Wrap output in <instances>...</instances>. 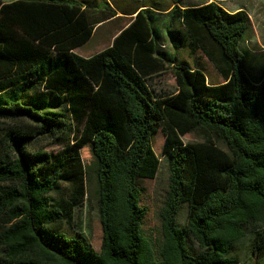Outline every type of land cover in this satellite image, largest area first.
<instances>
[{
    "label": "trees",
    "instance_id": "1",
    "mask_svg": "<svg viewBox=\"0 0 264 264\" xmlns=\"http://www.w3.org/2000/svg\"><path fill=\"white\" fill-rule=\"evenodd\" d=\"M107 11L85 0H0V264H239L264 250V73L252 80L248 14L214 2ZM135 15L106 49L95 26ZM200 52L209 83L181 56ZM171 72L175 93L150 81ZM161 132L160 155L153 138ZM197 132L210 136L186 141ZM56 143L57 151L41 148ZM91 155L99 250L65 225L85 201ZM165 171L155 231L143 182Z\"/></svg>",
    "mask_w": 264,
    "mask_h": 264
},
{
    "label": "rangeland",
    "instance_id": "2",
    "mask_svg": "<svg viewBox=\"0 0 264 264\" xmlns=\"http://www.w3.org/2000/svg\"><path fill=\"white\" fill-rule=\"evenodd\" d=\"M88 3H95L102 11H107L106 3L103 0H85ZM113 8L133 11L138 6L158 3L159 8L166 9L172 5L174 0H106ZM208 0H179L180 5L197 6L206 3ZM223 5L225 3H222ZM226 5L230 9L241 8L244 10L251 21V30L246 35L242 48L245 50V70L252 80H257L264 73V0H227ZM117 17L95 26L94 34L90 41L75 53L81 57H90L111 45L112 37L123 29L131 20L130 16L122 15L118 12ZM135 16V15H134ZM182 60L188 62L193 67L201 68L208 78L209 83H222L223 79L215 69L214 65L206 56L200 52L191 55H182ZM151 89L156 95L164 97L175 93L176 83L172 73L165 72L150 81ZM208 133L197 132L185 138L186 141H202L209 137ZM164 142V136L158 132L153 138L155 153L160 155ZM42 149L55 152L59 149L56 143L42 142ZM82 163L85 170L86 197L84 203L76 209L65 225L81 234L89 245L96 251L101 244L102 231L99 222L95 217L92 202L95 199V185L91 169V155L87 148L81 150ZM144 196L141 204L146 209L143 221V230L146 234L153 233L157 224L156 214L162 200L165 188V171L160 172L157 179L143 182ZM264 232V229L262 230ZM264 235V234H263ZM264 241V239H263ZM249 243L242 244L237 250L239 264H264V250L258 260L250 258Z\"/></svg>",
    "mask_w": 264,
    "mask_h": 264
},
{
    "label": "crops",
    "instance_id": "3",
    "mask_svg": "<svg viewBox=\"0 0 264 264\" xmlns=\"http://www.w3.org/2000/svg\"><path fill=\"white\" fill-rule=\"evenodd\" d=\"M208 2H214V3H216V4H218L220 7H222L225 11H227V12H229V13H233V12H236V11H238V10H240L241 8H236V9H230V8H228L227 7V5H226V2H227V0H208L206 3H208ZM222 3H225L224 5L222 4ZM155 5H158V3H154ZM204 4V3H203ZM202 5V4H201ZM178 6H181L182 8L183 7H186L185 5L183 6V5H180V4H178ZM197 6H200V5H197ZM189 7H193V6H189ZM118 15H120V14H118L117 13V15L115 16V17H117ZM122 15H124V14H122ZM125 16H130L131 17V20L134 18V15H125ZM130 20V21H131ZM100 25V24H99ZM128 25V24H127ZM126 25V26H127ZM125 26V27H126ZM124 27V28H125ZM123 28V29H124ZM122 30V29H121ZM119 33V31L115 34V35H117ZM114 35V36H115ZM114 36L112 37V39L114 38ZM112 41V40H111Z\"/></svg>",
    "mask_w": 264,
    "mask_h": 264
}]
</instances>
